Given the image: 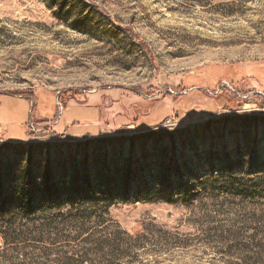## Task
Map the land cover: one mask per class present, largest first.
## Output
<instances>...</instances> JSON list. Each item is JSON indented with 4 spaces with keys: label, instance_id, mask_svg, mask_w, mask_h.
I'll use <instances>...</instances> for the list:
<instances>
[{
    "label": "rangeland",
    "instance_id": "1",
    "mask_svg": "<svg viewBox=\"0 0 264 264\" xmlns=\"http://www.w3.org/2000/svg\"><path fill=\"white\" fill-rule=\"evenodd\" d=\"M0 94V264H264V0H0Z\"/></svg>",
    "mask_w": 264,
    "mask_h": 264
},
{
    "label": "crops",
    "instance_id": "2",
    "mask_svg": "<svg viewBox=\"0 0 264 264\" xmlns=\"http://www.w3.org/2000/svg\"><path fill=\"white\" fill-rule=\"evenodd\" d=\"M22 98H24V97H22ZM6 136H7L6 134H3L2 133V128H0V138H4L7 142L12 143V144H21V143H24L28 139L29 134H27V136L25 138H22V139H13V141H10Z\"/></svg>",
    "mask_w": 264,
    "mask_h": 264
},
{
    "label": "trees",
    "instance_id": "3",
    "mask_svg": "<svg viewBox=\"0 0 264 264\" xmlns=\"http://www.w3.org/2000/svg\"><path fill=\"white\" fill-rule=\"evenodd\" d=\"M0 95H1V94H0ZM5 95H8V94H5ZM31 97H32V96H31ZM31 97H28V98H31ZM19 206H20V207H22V206H23V204H19Z\"/></svg>",
    "mask_w": 264,
    "mask_h": 264
}]
</instances>
